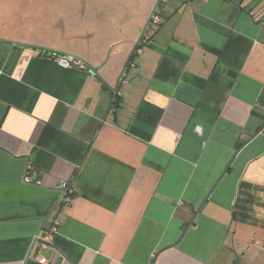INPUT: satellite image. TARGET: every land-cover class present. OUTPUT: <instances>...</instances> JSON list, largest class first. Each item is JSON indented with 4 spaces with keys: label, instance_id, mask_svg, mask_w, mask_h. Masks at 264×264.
I'll use <instances>...</instances> for the list:
<instances>
[{
    "label": "crops",
    "instance_id": "1",
    "mask_svg": "<svg viewBox=\"0 0 264 264\" xmlns=\"http://www.w3.org/2000/svg\"><path fill=\"white\" fill-rule=\"evenodd\" d=\"M81 1L0 0V264H264V0Z\"/></svg>",
    "mask_w": 264,
    "mask_h": 264
},
{
    "label": "built area",
    "instance_id": "2",
    "mask_svg": "<svg viewBox=\"0 0 264 264\" xmlns=\"http://www.w3.org/2000/svg\"><path fill=\"white\" fill-rule=\"evenodd\" d=\"M166 0H160L159 6L156 7L154 13L151 17V23L155 25L161 24V18H160V9L163 3H165ZM150 26V25H149ZM148 28V27H147ZM147 32H150V27L146 29ZM57 64L63 68V69H71L76 68L79 70H88V65L85 61H83L80 58H77L73 55H61L56 57ZM118 95V93H117ZM59 193L62 195V200H66L68 203L70 201L71 196L74 194V189L68 185V183L63 182L59 184L58 187ZM58 232V223L55 222L54 226H52L50 233H57ZM35 246H38L40 248V253L37 257L33 258L32 256L29 257L27 263L30 264L29 261L36 263V264H46L47 259L41 254V252H47L50 249V244L47 238L42 237L40 234L35 238L34 241Z\"/></svg>",
    "mask_w": 264,
    "mask_h": 264
},
{
    "label": "rangeland",
    "instance_id": "3",
    "mask_svg": "<svg viewBox=\"0 0 264 264\" xmlns=\"http://www.w3.org/2000/svg\"><path fill=\"white\" fill-rule=\"evenodd\" d=\"M44 1L46 3V5H44L45 6L44 7L45 14H49V15H51L53 17H58L60 15L61 6H62L63 3L65 5H68V11H69V14H71V15H82V14H84L86 12L89 15H91V13H95L96 12V7H92V6L85 7V6H83V1H81V0H44ZM155 9H154V11H155ZM154 11H153V13H154ZM101 13H104V11L101 10L99 12V14H101ZM148 23H149V24H147L148 28L155 26V24L151 23V20ZM148 28H146V29H148ZM146 29H145L143 35H140L138 40L135 42V48H136V44L138 46L141 43H144V36H146L145 35ZM127 32H128V30H127ZM131 63H133L132 65H135V60L133 62H129V64H131ZM118 83H119V85L127 83L126 70H124V72L121 74V77H119Z\"/></svg>",
    "mask_w": 264,
    "mask_h": 264
},
{
    "label": "water",
    "instance_id": "4",
    "mask_svg": "<svg viewBox=\"0 0 264 264\" xmlns=\"http://www.w3.org/2000/svg\"><path fill=\"white\" fill-rule=\"evenodd\" d=\"M264 131V127H262L254 136H252V138H251V140L252 139H254L257 135H259L261 132H263ZM240 151H241V149L240 150H238L237 152H236V154H235V157L233 158V161L235 160V158H236V156L240 153ZM230 167H231V164L226 168V170L224 171V173H223V175L221 176V178H219V180H218V182H217V184L215 185V187L218 185V183L221 181V179H222V177L228 172V170L230 169ZM210 195H211V192L209 193V195L207 196V198L205 199V201H204V203L202 204V206L207 202V201H209V198H210ZM201 209V208H200ZM200 211V210H199ZM199 211H198V213H199ZM198 215V214H197ZM194 220H195V218H194ZM194 220L191 222V224L194 222ZM39 253H40V248L38 247V248H36V250H35V257H37L38 255H39ZM41 254L47 259V260H49L50 258H51V255H52V252L51 251H49V252H41ZM155 262H156V258L154 259V262H153V264H155Z\"/></svg>",
    "mask_w": 264,
    "mask_h": 264
}]
</instances>
